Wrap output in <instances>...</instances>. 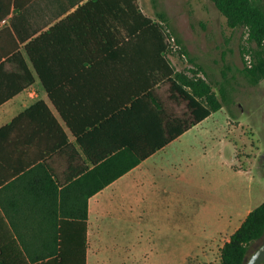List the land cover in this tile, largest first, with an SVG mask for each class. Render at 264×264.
<instances>
[{
  "label": "crops",
  "instance_id": "crops-1",
  "mask_svg": "<svg viewBox=\"0 0 264 264\" xmlns=\"http://www.w3.org/2000/svg\"><path fill=\"white\" fill-rule=\"evenodd\" d=\"M122 8L0 0V264H57L60 238L68 250L84 217L85 264H107L103 233L132 221L134 206L173 202L198 183L206 153L194 150L214 137V111L190 124L175 59L128 35ZM232 117L263 140L264 94ZM250 145L236 168L255 169L262 188L264 154Z\"/></svg>",
  "mask_w": 264,
  "mask_h": 264
},
{
  "label": "rangeland",
  "instance_id": "rangeland-1",
  "mask_svg": "<svg viewBox=\"0 0 264 264\" xmlns=\"http://www.w3.org/2000/svg\"><path fill=\"white\" fill-rule=\"evenodd\" d=\"M156 1L169 14L172 26L194 60L190 62L182 53L162 23L169 37L167 52L175 59L177 72L192 77L203 76L205 71L217 95L218 83L226 72L233 101L230 110L223 105L211 115L208 122L214 123V137L207 148L199 145L194 150L199 158L203 151L206 153V159L197 166L198 183L182 188L181 198L173 202L134 206L132 221L102 234V251L98 255H107L110 260L107 264H218L221 246L237 228L246 210L264 199V187L257 188L252 181V176L257 178V171L236 168L238 162H244L243 153L251 149V141L256 143V152L264 154V139L257 141L249 133V127L235 128L236 123L230 122L239 111V103L245 106L249 98L264 94V78L252 85L240 72L257 43L248 35L246 27H231L212 0ZM138 3L145 15L160 22L152 0ZM260 167L264 171V160ZM258 246L251 244L247 257Z\"/></svg>",
  "mask_w": 264,
  "mask_h": 264
},
{
  "label": "trees",
  "instance_id": "trees-1",
  "mask_svg": "<svg viewBox=\"0 0 264 264\" xmlns=\"http://www.w3.org/2000/svg\"><path fill=\"white\" fill-rule=\"evenodd\" d=\"M116 1L124 5V8L119 10L121 15L119 21H132V28L128 29V35L150 38V51L161 55V53L166 51V46L168 45L167 34L162 26L163 23L182 53L188 56L190 62L194 61L193 57L189 55L190 52L183 38L172 26L169 14L158 6L156 0H152V4L155 15L161 23L153 21L151 17L143 14L136 0ZM212 1L227 17L228 24L231 27H246L248 35L257 43L255 47L251 48L249 58L244 60V64L240 68L241 74L249 84H257L264 78V0ZM45 34L43 33L39 36H44ZM198 67L202 70L201 66ZM193 71L197 72L196 70ZM173 76L180 80L179 86L190 98L192 109L194 108V116L190 124L200 121L212 111L220 109L223 105L230 110V104L233 100L227 87L230 83V77H228L226 72L222 73V79L218 83L219 95L212 90L213 82L205 71H203V76L188 77L181 72H174ZM140 158L141 156L137 157V159ZM83 219L77 222L80 226V234L75 235V237L70 236V248L68 247V250L64 249V238H60V250L50 256L54 261L58 262L57 264H85L86 221L85 217ZM259 240L264 241V200L245 215L237 228L223 243L220 248V261L218 264H244L250 245Z\"/></svg>",
  "mask_w": 264,
  "mask_h": 264
},
{
  "label": "water",
  "instance_id": "water-1",
  "mask_svg": "<svg viewBox=\"0 0 264 264\" xmlns=\"http://www.w3.org/2000/svg\"><path fill=\"white\" fill-rule=\"evenodd\" d=\"M264 261V241L253 251L249 257H245L244 264H261Z\"/></svg>",
  "mask_w": 264,
  "mask_h": 264
},
{
  "label": "flooded vegetation",
  "instance_id": "flooded-vegetation-1",
  "mask_svg": "<svg viewBox=\"0 0 264 264\" xmlns=\"http://www.w3.org/2000/svg\"><path fill=\"white\" fill-rule=\"evenodd\" d=\"M263 240H259L257 242H255L253 245H259Z\"/></svg>",
  "mask_w": 264,
  "mask_h": 264
},
{
  "label": "bare ground",
  "instance_id": "bare-ground-1",
  "mask_svg": "<svg viewBox=\"0 0 264 264\" xmlns=\"http://www.w3.org/2000/svg\"><path fill=\"white\" fill-rule=\"evenodd\" d=\"M140 7V6H139ZM166 15V14H165ZM152 20V19H151ZM154 21V20H153ZM157 22V21H156ZM161 23V22H160ZM159 24V23H158ZM170 35V34H169ZM167 38H169L168 36H167ZM172 39V38H171ZM175 42V41H174ZM169 43V42H168ZM174 45V44H173ZM167 47V46H166ZM174 48V47H173ZM177 49V48H176ZM165 53H166V51H165Z\"/></svg>",
  "mask_w": 264,
  "mask_h": 264
}]
</instances>
